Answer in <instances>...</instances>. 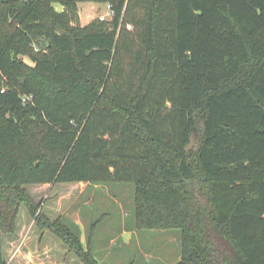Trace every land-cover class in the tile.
I'll return each instance as SVG.
<instances>
[{"label":"trees","instance_id":"trees-1","mask_svg":"<svg viewBox=\"0 0 264 264\" xmlns=\"http://www.w3.org/2000/svg\"><path fill=\"white\" fill-rule=\"evenodd\" d=\"M78 1L111 19L72 25ZM141 1L128 56L129 0H0V231L25 202L100 264L28 187L133 182L136 226L180 230L177 264H264V0Z\"/></svg>","mask_w":264,"mask_h":264},{"label":"rangeland","instance_id":"rangeland-1","mask_svg":"<svg viewBox=\"0 0 264 264\" xmlns=\"http://www.w3.org/2000/svg\"><path fill=\"white\" fill-rule=\"evenodd\" d=\"M128 3L124 21L129 22L126 28L129 32L127 35L132 36V43L125 39L131 50L124 54L129 56L131 51L135 53L140 47L136 36L140 27H135L137 25L132 22L145 18L146 7L141 0H129ZM53 5L57 11L63 8L58 3ZM107 5L103 2L78 1L76 13L79 14L80 25H76V13L71 16V24L83 28L94 19L101 20V16H104L103 21L110 20L111 16L106 15ZM0 9L3 12V2H0ZM14 27L15 24L2 22L1 32H10ZM33 48L37 49L36 46ZM23 60L32 65L27 56L24 55ZM125 70H128L127 66ZM238 78L235 76L228 84ZM38 186L28 187L32 197L40 202L37 211L43 212L50 220L59 219L58 223L76 236L83 249L88 250L100 264H177L181 259L179 229L171 228L174 230L166 232L165 229L136 226L133 182ZM35 216L25 202L19 203L13 229L0 231L1 260L8 264H82L56 233L37 227ZM134 223L137 233L120 235L121 228H132ZM97 225L99 229H96ZM108 231L118 233H99ZM169 239L173 240L171 244Z\"/></svg>","mask_w":264,"mask_h":264},{"label":"crops","instance_id":"crops-1","mask_svg":"<svg viewBox=\"0 0 264 264\" xmlns=\"http://www.w3.org/2000/svg\"><path fill=\"white\" fill-rule=\"evenodd\" d=\"M107 7H108V5H107ZM69 184H76L77 182H68ZM43 187V188H47L48 186H50V184H42V185H40V186H38V187ZM41 187V188H42ZM50 188V187H49ZM124 220V219H123ZM134 220V219H133ZM134 222V221H133ZM133 222H131V224L133 223ZM100 227H102V225H100ZM96 229H99V227H98V225H97V227H96ZM169 230H174V229H165V231L166 232H168ZM136 231V232H135ZM137 228H136V226H135V223H134V227H132V228H126V227H123V228H121V232H120V235H128V234H130V233H132V234H134V233H137ZM99 233H110V234H116V233H118V232H99ZM173 233H174V231H173ZM169 242H170V244L173 242V240L172 239H169Z\"/></svg>","mask_w":264,"mask_h":264},{"label":"water","instance_id":"water-1","mask_svg":"<svg viewBox=\"0 0 264 264\" xmlns=\"http://www.w3.org/2000/svg\"><path fill=\"white\" fill-rule=\"evenodd\" d=\"M76 25L79 26L80 22H79V14L76 13ZM40 43H41V49H45L47 47V43L46 40L44 38L40 39Z\"/></svg>","mask_w":264,"mask_h":264},{"label":"built area","instance_id":"built-area-1","mask_svg":"<svg viewBox=\"0 0 264 264\" xmlns=\"http://www.w3.org/2000/svg\"><path fill=\"white\" fill-rule=\"evenodd\" d=\"M106 15H110V16L112 15L110 6H108V9L106 11ZM101 20H104V16H101Z\"/></svg>","mask_w":264,"mask_h":264}]
</instances>
